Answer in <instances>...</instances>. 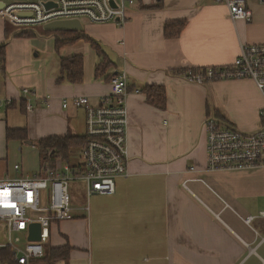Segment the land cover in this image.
Listing matches in <instances>:
<instances>
[{"label": "crops", "instance_id": "crops-1", "mask_svg": "<svg viewBox=\"0 0 264 264\" xmlns=\"http://www.w3.org/2000/svg\"><path fill=\"white\" fill-rule=\"evenodd\" d=\"M246 2L249 22L232 20L219 0H136L123 26H82L75 36L98 43L112 63L97 79L98 59L86 41L55 52L56 33L19 30L0 18V101H12L0 110V179L40 172L38 151L25 142L37 158L28 148L21 155L23 142L7 141V129L25 130L32 142L83 136L85 111L71 103L63 109L64 99L95 102L109 93V77L121 71L130 89L140 90L126 98L127 174L116 180L112 196L85 197L88 212L72 205L74 219L52 226V247H70L68 259L57 264H264V166L206 171L204 127L214 116L255 133L264 100L249 79L198 85L183 75L229 66L243 45H264V3ZM166 23L182 24L177 37L164 36ZM19 31L37 35L16 38ZM71 56L83 57V81L57 84L60 59ZM151 86L163 88L164 109L147 101ZM23 89L31 95L24 97ZM27 99L32 112H26Z\"/></svg>", "mask_w": 264, "mask_h": 264}, {"label": "built area", "instance_id": "built-area-1", "mask_svg": "<svg viewBox=\"0 0 264 264\" xmlns=\"http://www.w3.org/2000/svg\"><path fill=\"white\" fill-rule=\"evenodd\" d=\"M111 1L113 4H111ZM224 3L232 20L249 22L251 12L246 0H219ZM264 3V0H260ZM1 20H7L19 30L42 28L60 21L85 19L91 24H126L136 0H0ZM50 3L52 6L46 7ZM184 79L203 85L213 81L249 79L264 100V45H243L239 56L229 66L188 70ZM109 93L95 102L88 97L62 101L85 111L83 144L78 148V164L72 166L60 159L54 169H46L31 177L0 179V264H44V249L50 238V228L73 220L68 188L81 181L86 200L92 196H112L116 180L127 174V111L126 98L140 90L130 89L126 73L117 72L108 79ZM23 89L24 97L31 95ZM49 96L46 97V100ZM26 112H32L29 99L24 100ZM12 101H0V110L9 109ZM257 131L247 134L229 122L214 116L204 121L207 133L206 171H234L246 167L264 166V108ZM68 156L71 154L68 152ZM14 172L20 170L18 164ZM193 170V169H192ZM44 173V174H43ZM198 181V180H197ZM199 182H202L200 180ZM186 187V182L183 183ZM85 211H89L87 203ZM264 216V213H262ZM251 218L246 219L249 223ZM40 227L39 241H29L30 226ZM264 263V260H262Z\"/></svg>", "mask_w": 264, "mask_h": 264}, {"label": "trees", "instance_id": "trees-1", "mask_svg": "<svg viewBox=\"0 0 264 264\" xmlns=\"http://www.w3.org/2000/svg\"><path fill=\"white\" fill-rule=\"evenodd\" d=\"M181 25L166 23L164 25V36L166 38H175L180 33ZM40 35H49L51 32L38 31ZM37 32L33 31H19L14 36L16 38H33L36 37ZM79 40H84L89 43L92 49L96 53L98 63L95 65L94 78L102 77L106 71L112 66L108 56L101 48V46L95 41L88 37H76L75 32L65 31L56 33L55 39V52L64 45L74 44ZM5 65V47H0V71H3ZM84 61L82 56H71L68 58H61L59 62V74L55 80L57 84L68 83L71 85L80 84L83 81L84 72ZM197 71L199 69H192ZM114 75V74H113ZM112 76V75H111ZM110 78V77H109ZM145 94L147 96V101L154 107L159 109L165 108V92L162 87L151 86L145 89ZM218 115V114H216ZM83 136H72L66 135L64 137H48L40 139L38 141L32 142L28 141L27 133L25 130L20 129H7L6 140L20 141V142H30L39 154L40 158V168L41 170L46 169V164L54 169L55 160L60 159L65 163L70 162V157L68 152L70 149L79 148L83 144ZM44 174V173H43ZM70 247L68 245L62 247H45L44 257L42 262L44 264H56L59 261H65L69 257Z\"/></svg>", "mask_w": 264, "mask_h": 264}, {"label": "rangeland", "instance_id": "rangeland-1", "mask_svg": "<svg viewBox=\"0 0 264 264\" xmlns=\"http://www.w3.org/2000/svg\"><path fill=\"white\" fill-rule=\"evenodd\" d=\"M88 24H90V23L87 20H85V19L82 20V26L84 28ZM37 30L39 31V29H37ZM30 146L26 145L25 143H22V145L20 146L21 152H19V153L22 155V153L25 151L24 149L28 148L32 153H34L35 157L37 158V153ZM77 150H78V148H73V149H70V151H69V153L71 154V156H70V164L72 166H76L78 164V160L76 158V155L78 153ZM24 155H25V152H24ZM29 157H30V159H33L32 155H29ZM68 192H69V196H70V199H71V205H75V204L76 205L80 204V205H85V206L87 205L86 204V200H85V187H84L83 182H81V181L72 182L70 184L69 188H68ZM92 197H94V196H92ZM55 231H57L56 228H55ZM0 234H3L1 227H0ZM54 234H55L54 233V228L51 227L50 228V238L48 239L47 247H52L53 246L52 245L53 244L52 241H53Z\"/></svg>", "mask_w": 264, "mask_h": 264}, {"label": "water", "instance_id": "water-1", "mask_svg": "<svg viewBox=\"0 0 264 264\" xmlns=\"http://www.w3.org/2000/svg\"><path fill=\"white\" fill-rule=\"evenodd\" d=\"M111 4L112 1H111ZM52 6L50 3L46 4V7L49 8ZM2 4L0 3V8ZM42 30L45 32H65V31H73V32H80L82 31V25L78 21H60V22H53L42 27ZM39 234H40V227L38 224H33L30 226L29 232V241H39Z\"/></svg>", "mask_w": 264, "mask_h": 264}]
</instances>
